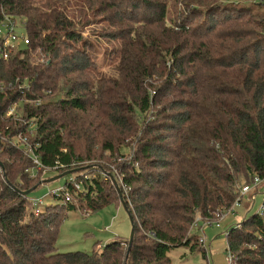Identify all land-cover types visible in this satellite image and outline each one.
Listing matches in <instances>:
<instances>
[{
    "label": "trees",
    "instance_id": "obj_1",
    "mask_svg": "<svg viewBox=\"0 0 264 264\" xmlns=\"http://www.w3.org/2000/svg\"><path fill=\"white\" fill-rule=\"evenodd\" d=\"M172 1L175 18L171 0H0V21H24L29 38L0 59V264H173L183 246L206 258L192 230L264 179V0ZM93 16L119 43L114 77L93 71L81 31ZM17 135L44 168L72 170L70 201L53 196L61 203L33 214L21 192L41 172L30 175ZM111 176L133 220L130 249L115 236L91 253L57 251L66 210L121 205ZM248 212L226 251L264 264V197Z\"/></svg>",
    "mask_w": 264,
    "mask_h": 264
},
{
    "label": "rangeland",
    "instance_id": "obj_2",
    "mask_svg": "<svg viewBox=\"0 0 264 264\" xmlns=\"http://www.w3.org/2000/svg\"><path fill=\"white\" fill-rule=\"evenodd\" d=\"M252 2L253 0H249ZM169 6L172 12L169 18H175L181 13L180 6L177 2H170ZM82 36L88 38L95 47L91 48L93 53V62L96 70H93L105 77H114V67L117 63V49L119 43L111 40L110 37H104L103 34H109L113 31L104 22V17L98 16L89 19V25L81 29ZM107 31V32H106ZM17 32H21L17 29ZM0 35L4 36L5 31L0 23ZM41 61L40 57L37 59ZM87 78L86 73L78 78ZM19 107L14 106L15 110ZM19 111V110H18ZM15 112V111H14ZM39 174L42 180H47L58 174L57 171L47 170ZM71 174L65 175L55 181L42 183L35 190L28 194L30 199L43 198L44 205H56L61 201L53 196L47 195L48 190L62 186L69 180ZM86 176H88L86 174ZM256 186L251 184V192L242 195L240 202L232 207V211H225L223 217L220 218L219 226L216 221L200 222L201 231L197 228L192 230V234L204 239V246L208 251V259L202 256L201 250L192 253L188 248L176 247L169 251V256L173 264H226V233L230 226L239 223L244 213L249 209V214L259 211L264 197V179H258ZM250 194L253 199H250ZM73 203L75 200L72 201ZM76 203V202H75ZM77 206V203H76ZM131 233V223L129 217L121 205L111 203L103 208L91 211L89 209L66 210L65 218L59 224L58 237L56 241V249L59 252L81 251L91 253L97 246H102L106 241L113 239L115 236L119 238H129ZM210 247V248H209ZM99 248V247H98ZM211 253V255H209Z\"/></svg>",
    "mask_w": 264,
    "mask_h": 264
},
{
    "label": "built area",
    "instance_id": "obj_3",
    "mask_svg": "<svg viewBox=\"0 0 264 264\" xmlns=\"http://www.w3.org/2000/svg\"><path fill=\"white\" fill-rule=\"evenodd\" d=\"M0 23L5 31L4 36L0 35V59H7L9 57V54L12 51H15L16 49L27 45L29 43V38L25 33L24 21H19L17 19L10 18L8 16H4L2 20L0 21ZM17 29H20L21 32H17ZM16 105L17 104H14L11 106V108L8 111V114L14 113L15 111L14 106ZM17 141L19 142V144L24 146L25 152L31 155V160L33 163V167L29 169L31 176H35V174H37L39 171H42L43 173L44 171L48 170L44 168L42 164L39 162L38 158L35 155H33L32 146L28 143L26 137H20V135L13 137V142L15 143ZM258 182L259 180L255 178L252 184L256 186ZM70 187L74 189H78L80 187L79 182L73 176H70L69 180H67L62 186H58V187L48 190L47 195L58 196V197L63 198L64 201H70L72 198L70 194ZM250 192H251V186L244 185L240 189V197L242 195L249 194ZM250 199H253L251 194H250ZM240 201L241 200L235 201L233 206H236L237 204H239ZM30 203L32 206L33 214L38 216L41 213L42 208L44 206L43 198L30 199ZM223 216L224 215L222 213L214 220L217 222L216 224L217 226H219L218 221H220V218ZM198 240H199V243L203 244L204 242L203 238L199 237ZM226 254H227L226 264H233L232 257L228 253V251H226Z\"/></svg>",
    "mask_w": 264,
    "mask_h": 264
},
{
    "label": "water",
    "instance_id": "obj_4",
    "mask_svg": "<svg viewBox=\"0 0 264 264\" xmlns=\"http://www.w3.org/2000/svg\"><path fill=\"white\" fill-rule=\"evenodd\" d=\"M71 172H72V170L64 171V172L59 173V174H57V175H55V176H53V177H51V178H49V179H47V180H41V181L38 182V184H37L36 186H34V187H32V188H30V189H28V190L22 191L21 193H22L23 195L26 196V195H28L30 192H32L33 190H35L36 187H37L38 185H41L42 183H48V182L55 181V180H57V179H59V178L65 176V175L70 174ZM111 180H112V182H113V184H114V187H115V189H116V191H117V193H118V195H119L120 202H121V206H122V207L124 208V210L126 211L128 217H129L130 223H131V233H130V236H129V238H128V250H129V249H130L131 242H132V238H133V232H134L133 225H132L133 220H132V217H131V215H130L128 209H127L126 204H125L124 201L122 200L121 193H120V190H119V188H118V185H117L115 179H114L112 176H111Z\"/></svg>",
    "mask_w": 264,
    "mask_h": 264
},
{
    "label": "crops",
    "instance_id": "obj_5",
    "mask_svg": "<svg viewBox=\"0 0 264 264\" xmlns=\"http://www.w3.org/2000/svg\"><path fill=\"white\" fill-rule=\"evenodd\" d=\"M248 210H249V209H248V207H247L246 212H248ZM246 212L244 213V215L246 214ZM244 215H243V216H244ZM200 222H201V221L198 222V225H197L198 227H197V228H199L200 231H201V225H199ZM108 241H109V240H108ZM106 242H107V241H106ZM204 244H205V242H203V244H202L203 248H205ZM209 248H210V247H209ZM205 249H206V248H205ZM209 255H211V253H209ZM206 258L208 259V251H207V249H206ZM226 260H227V258H226Z\"/></svg>",
    "mask_w": 264,
    "mask_h": 264
}]
</instances>
